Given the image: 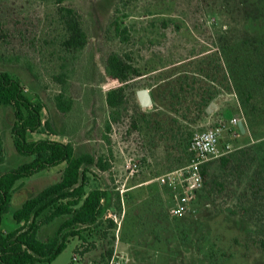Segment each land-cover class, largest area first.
I'll return each instance as SVG.
<instances>
[{
    "label": "rangeland",
    "instance_id": "374dc122",
    "mask_svg": "<svg viewBox=\"0 0 264 264\" xmlns=\"http://www.w3.org/2000/svg\"><path fill=\"white\" fill-rule=\"evenodd\" d=\"M61 8L80 15L87 37L73 60L63 47L68 33ZM235 49L246 53L237 70ZM110 53H127L141 75L126 82L109 78ZM0 71L43 108L44 125L30 141L70 144L104 168L84 172L86 193H108L102 217L51 264L77 258L78 264H264V0H0ZM178 75L195 79L188 81L194 97L185 95L191 102L217 90L211 114L200 106L170 110L168 90ZM120 86L124 104L112 121L105 97ZM140 89L149 90L151 107L139 106ZM249 90L254 101L246 103ZM60 95L69 103L65 112L57 107ZM233 118L245 133L234 127L221 133L216 155L201 165L194 209L170 217L173 193L158 179L187 168L194 134ZM13 123L12 108L1 107L0 173L29 160L14 149ZM64 167L15 184L2 232L17 227L12 213L58 182ZM61 223L41 225L39 240Z\"/></svg>",
    "mask_w": 264,
    "mask_h": 264
},
{
    "label": "trees",
    "instance_id": "16d2710c",
    "mask_svg": "<svg viewBox=\"0 0 264 264\" xmlns=\"http://www.w3.org/2000/svg\"><path fill=\"white\" fill-rule=\"evenodd\" d=\"M60 11L63 13L68 33L67 40L63 43L64 51L73 60L86 46L87 37L81 26V17L75 10L61 8ZM116 20L118 19L115 18L113 23L115 30L122 41H126V29L120 30V22ZM235 52L238 54L233 62L235 64L233 70L241 67L243 55L246 56V53L237 49ZM104 69L109 78L120 82H126L131 76L141 75V71L130 62L127 53H110L105 60ZM189 80L195 82V79L181 75L170 82L172 86L168 90L167 99L171 100V111L186 112L192 106L197 108L200 106L202 112H205L206 107L218 94L214 89L207 97L198 94L199 104L191 102L185 98L186 94L194 97L193 89L188 88ZM248 93L247 97L250 98L246 103H251V100L254 101V95L250 90ZM63 97L58 96L56 101L58 109L65 112L69 103ZM124 99L125 89L122 86L106 93L105 102L111 110L112 121L118 119ZM5 106L13 110L14 123L11 133L14 149L18 155L29 160L0 173V264H50L64 251L70 239L80 237L84 229L95 225L102 217L108 193L99 189L86 193L84 172L87 166L95 165L101 170L104 168L90 155H76L70 144L47 139L30 141L29 135L37 133L44 125L43 108L40 103H34L28 98L19 81L7 72L0 71V108ZM250 115L252 118L255 117L253 112ZM109 128L108 122L107 129ZM2 152L3 143L0 136V156ZM61 164H65V167L60 180L27 199L12 213V219L17 227L10 232H2V219L9 212L15 184L21 179ZM117 198L119 199L118 195ZM42 215L43 219L38 222L37 219ZM57 219H62V223L53 236L46 241L39 240L40 226Z\"/></svg>",
    "mask_w": 264,
    "mask_h": 264
},
{
    "label": "built area",
    "instance_id": "2783aa9c",
    "mask_svg": "<svg viewBox=\"0 0 264 264\" xmlns=\"http://www.w3.org/2000/svg\"><path fill=\"white\" fill-rule=\"evenodd\" d=\"M239 120L233 118L227 124L220 121L214 127L197 132L191 138L188 152L191 154L187 168L162 175L158 181L173 193L170 217L188 213L197 201V193L202 188L201 165L216 155L221 133L229 128L238 130Z\"/></svg>",
    "mask_w": 264,
    "mask_h": 264
},
{
    "label": "water",
    "instance_id": "95a60500",
    "mask_svg": "<svg viewBox=\"0 0 264 264\" xmlns=\"http://www.w3.org/2000/svg\"><path fill=\"white\" fill-rule=\"evenodd\" d=\"M136 98L138 100L139 106L141 108H148L151 107L153 104V100H152V96L149 92V90L147 89H140L138 91H136ZM216 104L214 102H211L205 109V113L206 114H211V112L216 109ZM238 130L241 134L245 133V128H244V124L242 123V121H239L238 125Z\"/></svg>",
    "mask_w": 264,
    "mask_h": 264
},
{
    "label": "crops",
    "instance_id": "0c3cea01",
    "mask_svg": "<svg viewBox=\"0 0 264 264\" xmlns=\"http://www.w3.org/2000/svg\"><path fill=\"white\" fill-rule=\"evenodd\" d=\"M69 241H71V240H69ZM74 252H75V251H74ZM74 252H73V258H74L75 256H77L76 253H74ZM59 255H60V254H59ZM59 255H58V256H59ZM58 256H57V257H58ZM57 257H56V258H57ZM78 259H79V258H77V260H78ZM77 260H76L74 263H71V264H78V261H77ZM50 264H51V263H50Z\"/></svg>",
    "mask_w": 264,
    "mask_h": 264
}]
</instances>
